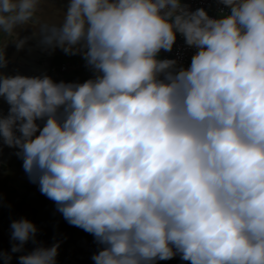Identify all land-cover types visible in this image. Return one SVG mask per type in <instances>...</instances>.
Returning a JSON list of instances; mask_svg holds the SVG:
<instances>
[{
  "label": "clouds",
  "instance_id": "1",
  "mask_svg": "<svg viewBox=\"0 0 264 264\" xmlns=\"http://www.w3.org/2000/svg\"><path fill=\"white\" fill-rule=\"evenodd\" d=\"M218 3L213 18L182 0H68L58 18L48 0H0V68L34 39L91 72L0 73V143L92 235L93 264H264V0ZM177 34L186 67L159 58ZM9 228L5 264H57L59 242L23 217Z\"/></svg>",
  "mask_w": 264,
  "mask_h": 264
},
{
  "label": "crops",
  "instance_id": "2",
  "mask_svg": "<svg viewBox=\"0 0 264 264\" xmlns=\"http://www.w3.org/2000/svg\"><path fill=\"white\" fill-rule=\"evenodd\" d=\"M48 4L50 7L43 9L44 14L62 18L68 0H48ZM31 31L27 26L17 29L19 37L30 36ZM5 56L8 63L6 67L0 68V73L24 76H38L43 73L57 82L58 77L51 72V66L64 61L69 55L60 49L49 53L42 50L36 40L30 39L20 50L9 44L5 49ZM7 109L8 105L0 98V114H6ZM16 151L0 143V222L6 232L10 236L11 221L23 217L36 226L37 242L45 247L59 242L57 264H89L92 235L69 225L63 219L54 202L42 195L35 183L30 182L22 168V160L15 155ZM34 246L31 241L27 242L25 251H30ZM10 247L0 231V253L9 252ZM16 257L17 254L13 253L8 264H17ZM0 264H5L2 257Z\"/></svg>",
  "mask_w": 264,
  "mask_h": 264
},
{
  "label": "built area",
  "instance_id": "3",
  "mask_svg": "<svg viewBox=\"0 0 264 264\" xmlns=\"http://www.w3.org/2000/svg\"><path fill=\"white\" fill-rule=\"evenodd\" d=\"M182 2L188 4L190 10L203 8L207 14L213 18H215L223 8V6L218 3V0H182ZM223 10L227 11V9ZM193 51L192 48L184 44L182 37L177 34L173 49L170 52L161 50L159 58L174 59L177 61V66L184 65L186 67L190 62ZM51 72L57 75V82H83L91 76V72L85 67L79 55L68 56L64 61L53 64L51 66ZM90 247L92 254L97 251L98 246L94 242L93 237L90 239ZM89 264H93L92 260H90ZM156 264H189V262L182 261L179 256H174L172 259L166 261H157Z\"/></svg>",
  "mask_w": 264,
  "mask_h": 264
},
{
  "label": "water",
  "instance_id": "4",
  "mask_svg": "<svg viewBox=\"0 0 264 264\" xmlns=\"http://www.w3.org/2000/svg\"><path fill=\"white\" fill-rule=\"evenodd\" d=\"M0 231L2 232V234L4 235V237L7 239L8 243L11 245L12 241L10 240V236L9 234L6 232L4 226L1 224L0 222ZM17 256L23 254V253H16Z\"/></svg>",
  "mask_w": 264,
  "mask_h": 264
}]
</instances>
